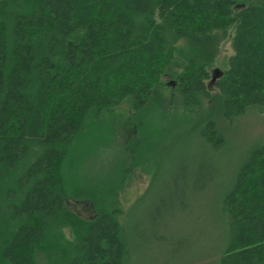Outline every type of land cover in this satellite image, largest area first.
Returning <instances> with one entry per match:
<instances>
[{
  "label": "trees",
  "instance_id": "16d2710c",
  "mask_svg": "<svg viewBox=\"0 0 264 264\" xmlns=\"http://www.w3.org/2000/svg\"><path fill=\"white\" fill-rule=\"evenodd\" d=\"M226 42L234 55L214 86ZM171 81L186 108L212 103L193 130L213 151L222 119L264 114V0H0V264H126L128 170L103 160L98 126L128 101L163 106ZM139 117L136 134L155 132ZM222 210L220 264H264V145Z\"/></svg>",
  "mask_w": 264,
  "mask_h": 264
},
{
  "label": "rangeland",
  "instance_id": "374dc122",
  "mask_svg": "<svg viewBox=\"0 0 264 264\" xmlns=\"http://www.w3.org/2000/svg\"><path fill=\"white\" fill-rule=\"evenodd\" d=\"M233 55L230 42L223 43L211 80L217 69L223 73L218 80L223 77ZM172 83L156 95L165 99L163 106L142 114L128 101L106 111L98 126L103 160L111 158L118 175L128 170L120 196L126 264H220L229 242L222 197L264 145V114L252 108L232 122L222 119L226 143L213 151L193 130L212 103L186 108ZM139 116L155 118V132L149 126L136 134Z\"/></svg>",
  "mask_w": 264,
  "mask_h": 264
},
{
  "label": "water",
  "instance_id": "95a60500",
  "mask_svg": "<svg viewBox=\"0 0 264 264\" xmlns=\"http://www.w3.org/2000/svg\"><path fill=\"white\" fill-rule=\"evenodd\" d=\"M222 74L223 73L219 69L215 70L213 78L211 80V84L212 83L214 84L216 82V80H218V78L222 76ZM172 84L174 85V83H172Z\"/></svg>",
  "mask_w": 264,
  "mask_h": 264
}]
</instances>
